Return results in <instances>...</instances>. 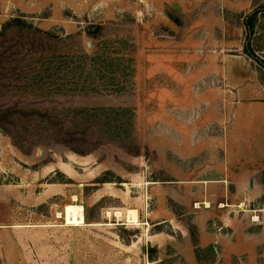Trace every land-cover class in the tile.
<instances>
[{
  "label": "rangeland",
  "instance_id": "rangeland-1",
  "mask_svg": "<svg viewBox=\"0 0 264 264\" xmlns=\"http://www.w3.org/2000/svg\"><path fill=\"white\" fill-rule=\"evenodd\" d=\"M13 18L48 40L0 37V112L24 113L0 118V264H264V0H0Z\"/></svg>",
  "mask_w": 264,
  "mask_h": 264
},
{
  "label": "trees",
  "instance_id": "trees-1",
  "mask_svg": "<svg viewBox=\"0 0 264 264\" xmlns=\"http://www.w3.org/2000/svg\"><path fill=\"white\" fill-rule=\"evenodd\" d=\"M15 28L18 29L19 32H21L22 34L20 35L21 37H19V41L21 40L22 44H28L29 47H34L37 46L36 45V41L37 39L40 41H44V40H48V37L46 34L41 33L39 36L37 35V31L35 33H32L31 31H29V25L25 22V20L21 19V18H13L12 20H9L8 22H5L2 27H1V31H0V37H3L6 33V31ZM13 40V44L10 48H5L4 51H8L12 48H14L16 45H19L20 42H15V39ZM11 54H14L13 52H11ZM13 114V116H17V117H21L22 115H24L23 111H19L16 110L14 108H8L6 110H4L3 112H0V118L3 117L5 115L8 116L7 114Z\"/></svg>",
  "mask_w": 264,
  "mask_h": 264
},
{
  "label": "bare ground",
  "instance_id": "bare-ground-1",
  "mask_svg": "<svg viewBox=\"0 0 264 264\" xmlns=\"http://www.w3.org/2000/svg\"><path fill=\"white\" fill-rule=\"evenodd\" d=\"M84 209L80 204L70 203L64 206V210L62 213H58V216H63L64 221L68 225H81L84 223ZM137 211L136 209L128 208L126 210V220L132 221V223L137 220Z\"/></svg>",
  "mask_w": 264,
  "mask_h": 264
}]
</instances>
